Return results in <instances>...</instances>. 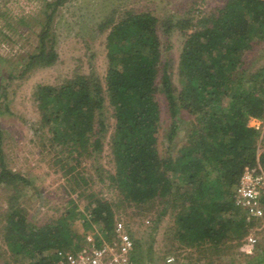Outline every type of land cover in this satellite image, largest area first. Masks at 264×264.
<instances>
[{
	"label": "trees",
	"instance_id": "16d2710c",
	"mask_svg": "<svg viewBox=\"0 0 264 264\" xmlns=\"http://www.w3.org/2000/svg\"><path fill=\"white\" fill-rule=\"evenodd\" d=\"M68 1L46 0L36 45L15 55L7 79L58 61L54 24ZM204 1L189 0V10L183 1L175 14L164 17L150 9L130 8L120 16L113 10L103 22L108 31L104 81L90 72L61 84L35 86L40 118L34 130L50 135L49 145L58 153L55 163L65 172L69 191L81 189L84 208L78 210L71 198L72 206L62 218L42 226L29 224L21 210L13 209L5 239L16 261L49 264L50 251L79 248L88 233L73 230L79 219L87 225L95 222L111 240L115 209L121 206L145 215L157 209L154 229L171 216L173 224L165 232L167 253L186 249L198 253L196 260L178 264H201L204 259L205 264H221L217 258L228 255L248 256L232 264H264V248L252 258L241 250L249 227L236 204L244 169L258 163L264 168V151L259 154L264 141V64L251 71L247 58L264 42V0H221L210 10H199ZM8 29L19 33L14 24L9 23ZM161 31L184 36L177 72L180 88L169 72L171 60H163ZM161 95L171 118L165 136L167 154L161 153L159 143ZM6 97V86L0 84V107H8ZM183 111L193 119L188 122L186 143L174 153L173 142L185 121ZM109 117L115 119L110 135ZM253 119L262 124L251 125ZM108 137L114 171L97 166L96 172L100 182L118 192L117 201L89 191V181L77 173L81 157L88 153L98 159ZM2 138L0 125V185L31 184L24 174L8 168ZM127 230L135 244L132 264H151L153 244L144 255L142 241Z\"/></svg>",
	"mask_w": 264,
	"mask_h": 264
},
{
	"label": "rangeland",
	"instance_id": "374dc122",
	"mask_svg": "<svg viewBox=\"0 0 264 264\" xmlns=\"http://www.w3.org/2000/svg\"><path fill=\"white\" fill-rule=\"evenodd\" d=\"M185 1L184 9L190 8L189 0H69L63 5L55 19V32L57 35L58 61L50 66L37 68L29 71L23 77L15 80L7 79L9 63L15 60V55H23L36 45L37 32L41 28L44 19L46 0H0V29L2 32L11 34L5 36L0 30V84L6 86L7 97L5 105L0 107V125L3 130L2 148L5 153L8 168L24 174L32 183L13 184L11 186L0 185V264H28L29 259L23 261L15 259L10 246L5 239L6 224L12 210H21L31 225L42 226L49 222L56 221L70 210L72 204L68 200L73 198L78 210H83L84 203L82 196H79L81 189L76 192L69 191L65 172L56 164L58 153L55 148L49 145L47 135L42 132L36 133L34 126H37L40 115L34 97L35 86L39 83L61 84L65 80L78 74H89L96 72L104 81L107 70L106 56V35L107 30L103 29V22L114 10L116 16H120L126 9H150L164 17L175 14L177 7ZM222 4L221 0H205L198 6L199 10H210L212 7ZM183 10V9H182ZM14 24L19 28V33L13 35L8 25ZM163 42V60L170 59L169 72L172 74L173 82L180 88L178 80V62L183 46L184 36L178 31L170 35H163L160 32ZM17 57V56H16ZM2 58V59H1ZM248 68L252 71L264 64V42L257 45L254 51L248 56ZM163 67V66H162ZM162 96V95H161ZM159 96L162 105V123L159 131L160 151L167 154L166 134L170 128L171 118L164 103L163 96ZM110 105L107 102L106 113L111 114ZM185 121L180 122L177 136L173 142L174 153L186 143L187 128L189 120L193 116L183 111L181 115ZM115 119L109 117V135L114 130ZM259 154L264 151V141ZM101 166L106 170L114 171L109 137L105 141L103 153L98 159L85 154L80 159V166L77 168L79 176H85L89 181L90 190L99 194L101 198L108 201H117L118 192L108 187L107 183L99 181L96 167ZM98 195V196H99ZM101 211V208H98ZM116 219L123 222L127 229L131 230L135 239L142 241L144 255L153 244L154 254L151 264H178L189 259L196 260L198 253L194 249L167 253L170 246L165 238L169 226L173 221L167 215L160 222L158 229H154V218L157 209L151 214L137 213L132 207H116ZM91 218V216H88ZM149 220L150 222H147ZM87 225L84 220L79 219L78 224L72 226L76 233L84 231L98 232L99 226L91 221ZM171 234L169 233L168 236ZM257 243L255 251L251 256H257L264 248V227L257 232ZM53 251H50L52 253ZM180 254L178 257L175 254ZM174 259L168 262L167 258ZM160 257H164L163 260ZM237 257V260H236ZM248 256H224L216 260L221 264H232L244 262ZM253 257V258H254ZM252 258V257H251ZM206 259L201 261L205 264Z\"/></svg>",
	"mask_w": 264,
	"mask_h": 264
},
{
	"label": "built area",
	"instance_id": "2783aa9c",
	"mask_svg": "<svg viewBox=\"0 0 264 264\" xmlns=\"http://www.w3.org/2000/svg\"><path fill=\"white\" fill-rule=\"evenodd\" d=\"M236 204L244 212L245 224L249 233L241 246L246 255L254 253L257 243L256 234L264 227V168L261 164L247 166L236 188ZM149 222V220H147ZM98 239L94 232L87 233L79 248L63 247L49 254V264H132L135 248L134 240L126 225L116 221L111 240L101 231ZM174 258L169 256L168 262Z\"/></svg>",
	"mask_w": 264,
	"mask_h": 264
},
{
	"label": "crops",
	"instance_id": "0c3cea01",
	"mask_svg": "<svg viewBox=\"0 0 264 264\" xmlns=\"http://www.w3.org/2000/svg\"><path fill=\"white\" fill-rule=\"evenodd\" d=\"M250 124L255 125V126H260L262 124V122L257 120V119H253V120H251ZM263 130H264V126H263Z\"/></svg>",
	"mask_w": 264,
	"mask_h": 264
}]
</instances>
